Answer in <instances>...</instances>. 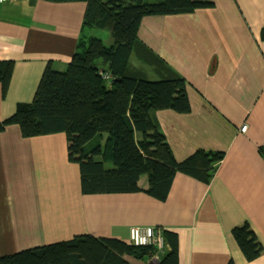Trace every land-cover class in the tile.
<instances>
[{"label":"crops","instance_id":"1","mask_svg":"<svg viewBox=\"0 0 264 264\" xmlns=\"http://www.w3.org/2000/svg\"><path fill=\"white\" fill-rule=\"evenodd\" d=\"M198 1L211 5L143 16L125 73L183 78L190 110L154 115L177 160L224 152L211 181L177 173L165 200L83 194L64 133L24 138L10 125L0 132V255L84 233L128 241L136 226L176 232L179 264H264V0ZM84 10L80 1L0 0V59L14 62L0 119L33 99L48 62L70 60ZM244 223L263 246L253 261L232 235Z\"/></svg>","mask_w":264,"mask_h":264},{"label":"trees","instance_id":"2","mask_svg":"<svg viewBox=\"0 0 264 264\" xmlns=\"http://www.w3.org/2000/svg\"><path fill=\"white\" fill-rule=\"evenodd\" d=\"M46 1L85 3L74 52L63 69L47 63L33 99L18 102L12 114L0 119V132L17 125L24 138L64 133L69 159L79 167L83 194L141 191L165 200L177 173L209 183L224 152L197 149L177 160L154 115L159 109L190 110L183 78L140 79L127 75L125 69L143 16L189 13L211 3ZM94 27L109 30L115 44L106 45L91 34ZM261 34L264 38V26ZM13 66L11 59H0L3 96ZM143 174L145 187L139 183ZM232 235L247 261L261 255L263 246L248 223L235 226ZM163 237L164 249L157 258L153 245L84 233L0 255V264H129L127 257L139 264H179L176 232L163 229Z\"/></svg>","mask_w":264,"mask_h":264},{"label":"built area","instance_id":"3","mask_svg":"<svg viewBox=\"0 0 264 264\" xmlns=\"http://www.w3.org/2000/svg\"><path fill=\"white\" fill-rule=\"evenodd\" d=\"M106 77V76H105ZM108 77V76H107ZM247 125L244 124L240 127L239 131L245 132ZM129 243L135 245H153L157 248L158 252L153 256L157 258L164 249L163 229L152 227H136L132 226L129 229Z\"/></svg>","mask_w":264,"mask_h":264},{"label":"rangeland","instance_id":"4","mask_svg":"<svg viewBox=\"0 0 264 264\" xmlns=\"http://www.w3.org/2000/svg\"><path fill=\"white\" fill-rule=\"evenodd\" d=\"M90 33L95 35L96 37H99L106 45L115 44L114 38L111 36L109 30L107 29H99L94 27L90 30ZM64 67L65 66L60 64L59 66H56V69H63ZM56 147H58L57 144ZM142 176H146V174H143Z\"/></svg>","mask_w":264,"mask_h":264}]
</instances>
